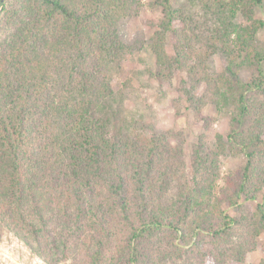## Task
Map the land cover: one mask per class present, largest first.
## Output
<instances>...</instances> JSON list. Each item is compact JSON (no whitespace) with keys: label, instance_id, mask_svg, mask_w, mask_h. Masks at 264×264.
Masks as SVG:
<instances>
[{"label":"trees","instance_id":"1","mask_svg":"<svg viewBox=\"0 0 264 264\" xmlns=\"http://www.w3.org/2000/svg\"><path fill=\"white\" fill-rule=\"evenodd\" d=\"M146 1L160 13L145 22L152 33L128 36ZM262 4L0 0V229L47 264H233L264 252ZM144 43L159 83L182 74L179 96L230 119L189 163L183 139L140 119L114 125L112 67Z\"/></svg>","mask_w":264,"mask_h":264},{"label":"rangeland","instance_id":"2","mask_svg":"<svg viewBox=\"0 0 264 264\" xmlns=\"http://www.w3.org/2000/svg\"><path fill=\"white\" fill-rule=\"evenodd\" d=\"M257 16L264 17V0L262 6L256 9ZM157 9L145 2L143 11L138 16H133L127 23L128 36L139 35L146 40L153 31L147 25L146 20L159 15ZM259 40L264 42V29L259 31ZM170 48V46H169ZM223 60L215 57V66L218 71L222 70ZM156 65L152 52L146 43L135 49L121 68L112 67L117 96L120 97L119 107L121 112L116 118L114 125L119 127L126 119H140L151 124L159 133H167L178 139L184 140V147L188 163L193 145L200 139L212 144L215 135L228 130L231 125L228 115L220 113L212 105H207L198 113L190 106L185 96H179L178 86L182 74H176L172 82L159 83L156 78ZM203 135V136H201ZM173 141L175 139L173 138ZM243 156L227 157L223 159L221 174L228 169L235 168L242 162ZM191 171V165L188 166ZM223 179L219 180L222 183ZM227 212L236 215L235 207H227ZM260 240H264V233ZM0 261L4 264H37L38 260L47 264L40 257L31 254L29 248L19 240L12 232L0 229ZM264 258V252L259 250L247 252L242 262L233 264H259Z\"/></svg>","mask_w":264,"mask_h":264},{"label":"water","instance_id":"3","mask_svg":"<svg viewBox=\"0 0 264 264\" xmlns=\"http://www.w3.org/2000/svg\"><path fill=\"white\" fill-rule=\"evenodd\" d=\"M0 251L1 252H4V253H7V251L6 250H4V249H2V248H0ZM20 264H26V263H24V262H21V261H18Z\"/></svg>","mask_w":264,"mask_h":264},{"label":"bare ground","instance_id":"4","mask_svg":"<svg viewBox=\"0 0 264 264\" xmlns=\"http://www.w3.org/2000/svg\"><path fill=\"white\" fill-rule=\"evenodd\" d=\"M36 263H37V264H43V262L40 261V260H38Z\"/></svg>","mask_w":264,"mask_h":264}]
</instances>
